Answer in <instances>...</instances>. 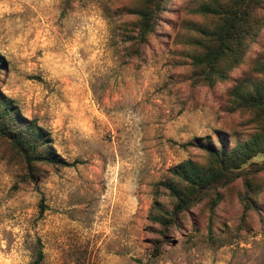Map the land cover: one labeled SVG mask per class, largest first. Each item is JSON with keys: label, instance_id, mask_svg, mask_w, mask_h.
Returning a JSON list of instances; mask_svg holds the SVG:
<instances>
[{"label": "rangeland", "instance_id": "obj_1", "mask_svg": "<svg viewBox=\"0 0 264 264\" xmlns=\"http://www.w3.org/2000/svg\"><path fill=\"white\" fill-rule=\"evenodd\" d=\"M155 5L0 0V93L74 162L30 171L0 136V264H30L37 238L41 264H264V150L175 222L153 216L173 208L163 183L178 181L176 166L208 164L197 143L231 149L264 131V109L239 104L264 84V0L242 59L211 84L194 64L202 31L232 1L161 0L153 30L135 38Z\"/></svg>", "mask_w": 264, "mask_h": 264}, {"label": "trees", "instance_id": "obj_2", "mask_svg": "<svg viewBox=\"0 0 264 264\" xmlns=\"http://www.w3.org/2000/svg\"><path fill=\"white\" fill-rule=\"evenodd\" d=\"M232 6L228 9L219 7L216 13L221 16L218 26L213 29L203 30L208 43L204 46V53L196 57L195 65H203L201 81L211 84L212 75L223 77L226 70L238 64L245 53L246 39L252 36L250 30V14L253 6L261 0H231ZM161 0H156L153 12L144 16V23L135 38L144 40L145 35L153 30L155 14L159 11ZM208 6H202L199 11L208 12ZM219 63H222L219 65ZM3 62L0 59V68ZM264 71V66L261 68ZM240 105L247 108L264 109V84H257L251 90H245L240 95ZM264 133V131H262ZM254 135L238 143L237 146L220 149L203 145L209 154V162L199 166L187 160L176 166L173 170L178 181L163 183L169 190V195L174 199L173 208L166 215L154 216L160 223H173L179 214L188 210L209 188H214L220 182H228L241 175L242 170H237L241 164L248 161L256 153L264 150V136ZM0 136L8 139L17 151L23 156L24 161L31 171L34 163L47 162L51 164L73 165L74 162L66 161L60 154L44 148L50 139L49 133L37 125L35 120L24 117L15 107L13 100L0 93ZM198 138H196L197 140ZM193 144V143H188ZM30 177H33L32 173ZM180 182H185L180 185ZM248 199V198H247ZM249 201V200H248ZM213 203H217L214 200ZM247 203L245 210L249 207ZM34 257L30 264H41L44 253L39 238Z\"/></svg>", "mask_w": 264, "mask_h": 264}]
</instances>
